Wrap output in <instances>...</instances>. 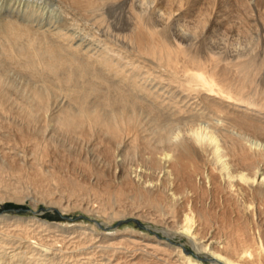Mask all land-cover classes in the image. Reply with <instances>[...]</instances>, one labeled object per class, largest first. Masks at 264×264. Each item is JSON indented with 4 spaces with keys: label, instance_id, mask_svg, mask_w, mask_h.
<instances>
[{
    "label": "bare ground",
    "instance_id": "1",
    "mask_svg": "<svg viewBox=\"0 0 264 264\" xmlns=\"http://www.w3.org/2000/svg\"><path fill=\"white\" fill-rule=\"evenodd\" d=\"M106 1L121 4L129 69L106 52L89 61L0 19V202L80 210L109 229L139 217L166 240L0 215L11 227L0 233V264H89L92 256L96 264H264L261 42L246 36L230 49L213 40L219 29L222 36L233 29L231 13L264 18V0ZM210 23L213 44L201 40ZM229 53L236 62L222 67ZM124 54L118 58L130 57ZM136 58L164 67L168 81L187 92L159 102L165 113L138 97L150 91ZM5 62L49 84L12 78ZM63 91L67 102L58 98Z\"/></svg>",
    "mask_w": 264,
    "mask_h": 264
},
{
    "label": "rangeland",
    "instance_id": "2",
    "mask_svg": "<svg viewBox=\"0 0 264 264\" xmlns=\"http://www.w3.org/2000/svg\"><path fill=\"white\" fill-rule=\"evenodd\" d=\"M95 1H99V0H26V2H24L22 5L18 6L14 3L13 0H2L1 2L2 11L0 10L1 11L0 19L1 21H3L4 19L14 20V21L17 20L18 22H20L22 26L27 25L28 27L27 26L26 27L32 33H36L40 36H45L47 37V39H49L51 42L55 44H58L65 48H71L72 50L77 51V53L75 52L74 54H78V57L80 58L81 57L86 58V56H88L86 59H88L89 61L97 60V57L99 58L101 55L104 56L103 53L106 52L105 55H109V56L112 55L115 60H118L120 63H122V65L126 69H129L131 66L129 65L128 61H131L130 59L133 60L134 57L130 56V48L127 46L126 41H125V35L126 33H128V31L125 26V21L123 20L124 18L122 16L121 4L119 1H109L108 2L106 0H102V1H105V5L101 6V7H104L102 8V10L101 9L99 10L97 8L95 9V6H92V4ZM190 8L194 10L193 7L190 6ZM232 14L234 16H232ZM252 18L254 21H252ZM256 19L257 21H255ZM263 19L264 18L262 16V12H259V11L252 12V17L248 18L247 20L245 18L243 19L240 16H238L236 12L235 14L231 13L228 19L226 18V20H228V22L229 21L231 22L228 25L229 26L233 25V29L238 28V33L233 31V29L232 30L229 29L230 32L229 33L226 32V34L223 35L225 37H223L221 34V31H223V29H219L218 32L214 33L213 40L214 42L222 41L221 43L223 45H225L227 42L229 44H233L230 47V49H232L235 47L234 44L237 41L242 40L246 36H251L254 38L255 42L257 41H258L257 43H259V41L261 42L258 44L259 45L258 51L261 57H264V27H263L264 20ZM186 20L190 21L191 19L187 18ZM256 24H257V28H256ZM211 27H213V25L210 23L201 38L202 42L206 43V39H207L208 43H212V44L214 43L212 39L208 38L212 34ZM83 40H85V43L82 42ZM86 51L87 53L85 55ZM96 51L99 54L97 53V55H95ZM119 54L128 55L130 57L120 59L118 58ZM135 61H136L135 62L136 64L142 67V71L140 72L138 79L140 83H143L144 85H146V87L150 91L149 94L140 93L138 95V97L141 99V101L144 104L148 106L150 105L151 107H155L156 105L158 106V109H156V111L165 113L167 110H165L164 105H158L159 102L164 104L167 98H169L170 94L173 95L174 92L179 93V94L187 93L185 91H182L176 83H170L168 81V75H170V73L164 67H161L157 64L150 63L142 58H136ZM235 62H236V58L234 54L229 53V56L222 62V67L224 65H230ZM11 65L12 64H9L7 62H5V65H3V68L5 69L4 70L5 73L11 69L9 72H7V74H10L9 75L10 77L12 78L16 77L17 79H20V81L22 79L23 83L25 82L35 83V82H31L33 80L32 78H29L28 76L29 72L22 71L20 69L18 70L19 72L21 71L20 73L21 75H20L18 74V72L10 68V67H13ZM98 70L102 71V69H100L99 67H98ZM108 74L106 72V75H108L107 77L110 80L116 81V78L113 79L112 74L114 73L109 72ZM181 74L182 73L179 72L178 76L180 77ZM152 76H160V77L151 80ZM262 76H264V66H263ZM144 79H145V82H144ZM36 80L37 82L35 83V85L39 86L42 84L39 87H42L43 83L49 84L48 81L44 82L43 78L41 79L37 78ZM160 82L162 85L160 84ZM53 89H56V91L60 90V88L58 89L56 87H53ZM171 91H174V92H171ZM67 93L70 94L67 91H63L62 93H59L60 95L58 98L61 99V101L67 102L68 98L65 97L68 95ZM151 93L154 95L151 96ZM158 98H160V100ZM96 99H97L96 97L92 98L94 102H96ZM142 116L148 120L151 119V115L148 116L145 112L142 113ZM132 201L133 200L128 198L124 201V204L128 205ZM0 215L9 216V217H21V218L37 217L38 219H41L42 221H47L49 223H55V224L60 223L64 227L66 226L72 227L74 225H80V224L85 225V226H93L94 229L98 230L99 233H104L105 231L110 232L109 230L111 229L123 230V229L130 228L134 231L140 232L150 237L155 236V234L159 235V233L155 231V227L151 224V222L146 221L139 217L126 216L124 220H121L118 222L115 221L111 225L113 228L109 229V228H105V226H102L103 228H105L104 230L102 227L98 226V224H101V223L105 224L101 218H96L80 210H77V211L73 210L70 213L69 211L63 212L60 209V207L46 206L43 203H39L33 206L31 200H25L24 202L19 201V203L8 201L7 204H6V201L4 203L0 202ZM2 223L3 221L0 220V233H3L4 231H6V229L11 228V227L5 226V224H2ZM55 234L64 235V236L68 235L67 233H60V232H57ZM159 236L162 237L161 234ZM162 238H163L162 240L164 241L166 240L164 239L165 237H162ZM173 242L178 243L175 240H173ZM186 251L192 252V249L186 246ZM92 257L93 259L97 258L96 256H92ZM93 259L91 260L89 264H96V261H94Z\"/></svg>",
    "mask_w": 264,
    "mask_h": 264
}]
</instances>
